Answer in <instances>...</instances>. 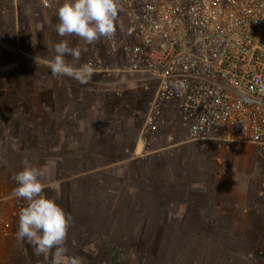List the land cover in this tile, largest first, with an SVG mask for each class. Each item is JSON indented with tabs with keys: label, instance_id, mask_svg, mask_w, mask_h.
I'll return each mask as SVG.
<instances>
[{
	"label": "built area",
	"instance_id": "built-area-1",
	"mask_svg": "<svg viewBox=\"0 0 264 264\" xmlns=\"http://www.w3.org/2000/svg\"><path fill=\"white\" fill-rule=\"evenodd\" d=\"M119 2L124 35L117 29L77 64L95 68L88 83L109 91L121 82L149 95L140 128L146 145L172 113L187 142L216 147L221 174L229 175L240 144L252 146L264 164V0ZM178 81L187 86L181 95L173 87ZM157 153L171 154L168 148ZM257 195L264 199V169ZM8 228L1 219L0 235Z\"/></svg>",
	"mask_w": 264,
	"mask_h": 264
},
{
	"label": "rangeland",
	"instance_id": "rangeland-1",
	"mask_svg": "<svg viewBox=\"0 0 264 264\" xmlns=\"http://www.w3.org/2000/svg\"><path fill=\"white\" fill-rule=\"evenodd\" d=\"M7 1L11 5L17 2V0L0 1V19L5 23L2 28L8 26L6 23L9 19L8 13L10 12V6L6 5ZM63 2L64 0H21V3H23L24 15L22 18L20 17L21 27L18 32V42L20 40L21 45L26 47L29 44L28 36L31 35V53L25 52L24 48L21 47L22 49H16L17 54H14L11 49V39L6 36H0L3 37V40H0V52L6 54V56L2 55L0 57V64L4 71L0 76L2 78V91L7 96H13L14 99L21 104L22 108H18L16 113H18L22 123L32 125L35 133L32 136V140L34 141L47 142L45 124L47 123L48 114L50 115L54 111V106L50 104L51 100H48V96H45L46 93L45 95L41 93L46 92L47 88L46 90H40V87H45L47 78L51 76L50 69L45 63V59H52L54 53L52 49H54L55 44L62 40H67L70 47L79 46L82 50L79 61H73L72 57L66 56L72 59L73 63L78 64L84 61L92 50L102 46V42L105 39L102 37L93 44H85L75 35L65 37L59 36L54 26L59 22L57 9ZM1 10H3V13H1ZM116 28L121 35L125 32L126 20L122 10L118 14ZM36 29L40 31L39 36L41 39L39 43H37L35 38ZM19 54L29 58L23 59ZM29 59L36 63H30L31 61H29ZM15 60H17V62H15ZM14 66H16L17 69H12ZM26 72L29 76L37 77L38 80L36 82L33 81V84H31L29 88H22L21 85L17 84V80L23 79ZM58 79L61 84H65L66 77H60ZM69 79L70 78L66 81L67 84H69V89H75L74 85L79 86L81 84L74 79L70 82ZM81 85H84L87 92L86 96H88L90 102L92 101L91 104L93 108L101 110L103 108V110L106 111L105 116L115 119L112 123V128L118 127L117 115L119 107H121L124 113H128L129 127L130 124L133 127L129 128L128 131L140 136L141 124L148 111V94L139 91L132 85L121 82L115 83V85L109 87V91H102L99 88L92 87L90 84L88 85L89 87L86 86V84ZM117 91H119L121 95H117ZM163 123L165 124L163 125ZM163 123H160L161 126L159 125L160 129L157 131L154 141L150 140L149 145L143 144L142 150L133 162L134 171H136V173L143 172L145 175H148V177L150 175L153 177L156 173L152 167L155 163L152 164V162L158 159L160 160L162 157H165V155L167 156L165 153L159 155L157 151L161 150L163 147L176 143L178 146L172 148L171 154L172 156L178 157L177 163L179 169H188L201 174L206 173L205 175L207 177L209 176L204 184L206 190H211L216 187L220 195L230 203L235 204L238 208L241 207L242 211L247 210V213L244 211L242 213L249 214L250 221H243V218H239L238 213L235 212L231 217L233 221H231L225 232L229 234L211 236L208 240L202 242L194 241L189 236H184L181 239L178 235L179 232L171 237L168 231L163 230L161 233L162 247L166 250L165 252H167V259H165L164 256H159L160 244V248H156L153 251L160 257L161 262L162 258L163 260L165 259L166 264H195L202 253L207 255L210 254L214 260L223 258L226 253L225 258H228L225 259L226 261L224 264H264V222L262 221L264 199L257 197L258 181L261 178L264 164L256 157L253 147L247 144L236 145L231 153V171L229 175H223L220 173L217 165L219 151L214 145L202 146L201 142H187L185 137L186 129L181 126L182 124L179 116H171L165 119ZM38 132L42 133L39 134ZM162 141L165 142L162 143ZM125 147L128 151L134 148L131 138H129ZM172 156L170 157L173 158ZM16 159L17 157L12 158L11 156L9 160H4L0 163V220L4 219L9 223L7 233L0 235V255L7 253L10 248L15 246L14 244L18 239L14 236V233L18 231L19 211L27 204L23 199L16 198L12 195L13 189L17 187L13 179L12 184L3 181L4 178L8 176L12 178L19 172L20 160L16 163ZM172 160H174V158ZM125 170L126 169H123L122 166L116 168V172L120 175H122ZM102 171L104 175H106L110 171V168L104 167ZM92 173H94V171H92ZM198 185L202 186L201 183H198ZM83 190L85 194L82 195L80 206L82 218L88 216L89 223H94L96 225L100 224L102 221H110V214L118 209L119 199H114L112 195L108 196L101 193V188L93 182L90 183L89 187ZM59 191L58 188L56 192L59 193ZM56 192L55 195H52L50 191H47L44 195L54 200L62 207L55 199L57 196ZM105 199H107V201ZM72 202L73 199L69 204ZM104 203H108V205H105L108 206V210L103 207ZM72 211L73 209L69 213L72 218L70 223L78 222L74 221L78 218L72 214ZM133 221H138V219ZM180 222L181 221H179L178 226H182V222ZM191 222L192 221H185L183 223L185 224L183 226L187 233L192 229ZM112 230L113 229H111V231ZM71 234L72 231L70 227L67 236ZM100 236L101 234L98 235V237ZM145 238L148 242L146 247H149L152 238L148 235ZM144 258H148V262L145 263V261L142 260L140 264L156 263V258L152 256L148 257L146 255ZM216 262V264H222L219 260ZM0 264H6V258L0 257Z\"/></svg>",
	"mask_w": 264,
	"mask_h": 264
},
{
	"label": "crops",
	"instance_id": "crops-1",
	"mask_svg": "<svg viewBox=\"0 0 264 264\" xmlns=\"http://www.w3.org/2000/svg\"><path fill=\"white\" fill-rule=\"evenodd\" d=\"M35 32L39 36L40 31L36 29ZM53 50L54 49H52L54 57L55 51ZM65 59L68 62L73 63L72 59H69L68 57H65ZM45 61H47V59H45ZM75 64L77 65V63ZM68 78L69 77H66V80L63 79L65 80V84L63 85L58 78L49 76L46 80L47 90L45 89L46 92H41L44 95L46 93L45 96H48V100H51V102L49 101L50 104L54 106V111L50 115L48 114L47 123L45 124L47 143L49 145V159H61L66 162L74 161V159H71L68 154H71L70 149H74L77 146L83 147L84 150L87 146L88 150H90L88 154L83 153L85 155V161L91 159L92 155H96L93 154L94 151L98 150L101 153L103 152L102 154H99L100 156L97 155L99 158L95 159L105 158L110 160L106 167L110 168V171L107 174L113 181L117 182L118 180H125L128 177H131V180H133V186L130 191H128V193H131L133 196L124 200V202L121 201L126 205V211L132 213L131 216L134 220L156 221V224H153V226L156 225L159 227V231L156 232L153 230L145 235H149L150 238H154L153 236H158V234L160 235L159 243L161 248L159 246V256H164L165 259L168 257L167 252H165L166 250L162 247L161 233L163 230L168 231L169 235L171 234V237L179 232L178 235L181 239L184 236H189L194 241L202 242L208 240L211 236L229 234L225 232L231 221H233L231 217L235 212L238 213L239 218H243V221H250L249 214L242 213L243 211L247 213V210L242 211L241 207L238 208L235 204L230 203L220 195V192L216 190V187L211 190H206L204 184L207 181L206 179L209 178V176L207 177L205 175L206 173L201 174L188 169H179L177 156L167 154V156L165 155V157H162L160 160L153 161L152 164H155L152 167L156 173L153 177H151V175L148 177V175H145L143 172L136 173L133 168V162L139 155L145 142L138 134L128 131L129 128L132 127L131 124L129 127L128 113L126 115V120H123L120 123L121 125H124V131H126L124 137H121L119 141V143L121 142V144L124 145V150L121 152H115L111 148V146L115 145L119 140L116 136L119 130L118 127L112 128V123L115 119L105 116L106 111H104L103 108L102 110L93 108L91 104L92 101L90 102L88 96H86L87 92L84 85H74L75 89H69V84L66 82L68 81ZM69 80L70 82L73 81L72 78ZM88 85L89 83L86 84V86ZM91 86L97 89L99 88L97 84H92ZM120 111H122L121 107H119V112ZM171 116L175 115L168 113L165 119L170 118ZM163 121L161 123H163ZM117 123L119 126V121H117ZM164 124L165 123H163V125ZM160 126L158 130L160 129ZM157 131L149 136V142L150 140L154 141ZM129 134H135L134 136L137 137L135 142L132 141L134 148L131 151L126 150L127 148L125 147L130 137ZM164 142L165 141H162V143ZM55 144H61L62 148H60V146H55ZM206 145L212 144L207 143L205 146ZM177 146L178 144L175 143L163 147L162 149L168 148L172 153V148ZM170 156H172L174 160H172L173 158ZM80 159L81 155H78L77 158H75V160ZM118 166H122L123 169H126L122 175L116 172ZM65 170V172L70 170L67 164ZM137 174L144 176L146 183L143 187L137 185V177H135ZM198 183H201L202 186H199ZM140 188L143 191V198L141 202H136L135 199L140 192ZM113 189L115 188H112V190ZM59 193L56 192V195L58 196ZM101 193H103L102 189ZM83 194H85V191H83L82 195ZM82 197L83 196H81V201ZM105 200L107 201V199ZM139 213L142 215H139ZM179 221L182 222V226L185 225L183 224L185 221H192V229L189 233H187L184 226H178ZM147 256L150 257L151 255ZM142 257L144 258V255H142ZM225 257L226 253L223 258H217L214 260L210 254L207 255L202 253L195 264H216L217 260L224 264L226 261L225 259L228 258Z\"/></svg>",
	"mask_w": 264,
	"mask_h": 264
},
{
	"label": "trees",
	"instance_id": "trees-1",
	"mask_svg": "<svg viewBox=\"0 0 264 264\" xmlns=\"http://www.w3.org/2000/svg\"><path fill=\"white\" fill-rule=\"evenodd\" d=\"M0 1L5 2V0ZM6 5L10 6L9 19L6 23L8 26L2 28L5 23L0 19V36H6L11 39V49L14 54H17L16 49L21 50L22 48H24L25 52L31 53V35L28 36L29 44L26 47L21 45L20 40L18 42L21 18L24 15L23 3H21V0H17L14 5H11L7 1ZM1 13H3V10H1ZM35 38L37 43H39L41 37L36 34ZM0 40H3V37H0ZM2 55L6 56V54L0 52V57ZM19 55L23 59L29 58L22 54ZM29 61L32 64L36 63L30 59ZM16 66L12 67V69H17ZM3 73L4 71L0 64V76ZM37 80V77L29 76L26 72L23 79L17 80V84L21 85L22 88H29L33 81L36 82ZM1 81L2 78L0 77V163L4 160H9L11 156L12 158L17 157L16 163L20 160L19 171L29 166L40 168L43 171L44 175L41 178V182L45 185L44 193L50 191V194L55 195L59 188L60 193L55 199H57L66 213L69 214L73 209L72 214L78 218L74 220L78 222L70 223L69 226L72 231V234L67 236L66 240L69 255L81 257L83 264H140L142 260L145 263L148 262V259L143 258L142 255H151L156 258L155 264H166V260L162 258L161 262L160 257L153 251L159 248V234L158 236H153L154 238H152L153 240L149 247H146L148 242L145 234L153 230L159 231V227L153 226L156 221H133L132 213L126 211V205L121 202L133 196L128 193L133 186L131 177L115 182L108 174L104 175L102 168L108 166L107 164H109L110 160L105 158L95 159L99 158V154L103 153L96 150L93 153L96 155H92L91 159L85 161L83 153L88 154L90 152L87 146L85 150L81 146L70 149L71 154H68V156L74 161L66 162L61 159H49L48 143L46 141L32 140V136L35 134L32 125L22 123L18 113H16L18 108H22L21 104L13 96H7L3 93ZM46 87L47 85L43 88L40 87V90H45ZM126 115L124 111L118 112L119 130L116 136L119 140L117 139V143L111 146L115 152L124 150V145L121 142L119 143V141L121 137H124L126 131H124V125L120 123L126 120ZM38 133L41 134L40 132ZM129 136H131L129 138L132 141H136L137 137L134 134H129ZM55 146L62 148L61 144H55ZM78 155H81V159L75 160ZM66 164L70 168L67 172H65ZM93 170H95L94 173L91 172ZM135 177H137V185L143 187L146 183L144 176L137 174ZM3 181L10 184L13 182L10 176L4 178ZM91 182L96 183L106 195H112L114 199H119L118 209L110 214V221H102L98 225L89 223L88 216L82 218L80 209L83 189L90 186ZM112 188L115 189L112 190ZM139 191L135 199L136 202H141L143 198L142 189L140 188ZM72 199L73 202L69 204ZM23 201L25 202V200ZM105 205L108 204H103V207L108 210V206ZM139 215L142 214L139 213ZM111 229L113 230L111 231ZM16 232L14 233L15 237ZM99 234H101L100 237H98ZM14 245L7 253L0 255L1 258H6V264H51L50 255L47 257L36 255L34 245L26 240H16Z\"/></svg>",
	"mask_w": 264,
	"mask_h": 264
},
{
	"label": "clouds",
	"instance_id": "clouds-1",
	"mask_svg": "<svg viewBox=\"0 0 264 264\" xmlns=\"http://www.w3.org/2000/svg\"><path fill=\"white\" fill-rule=\"evenodd\" d=\"M120 11L119 0H64L57 9L59 22L54 29L61 37L75 35L85 44H93L102 37L112 39ZM54 51L55 56L45 61L52 77L66 76L81 84L90 81L95 72L91 63L77 66L65 59L70 56L79 61L82 51L79 46L70 47L67 40H62L55 44ZM173 87L181 95L187 86L178 81ZM43 175L40 168L29 166L12 177L17 184L12 195L27 202L19 211L16 238L34 245L36 255H50L51 264H83L81 257L69 255L66 240L72 218L44 195Z\"/></svg>",
	"mask_w": 264,
	"mask_h": 264
}]
</instances>
